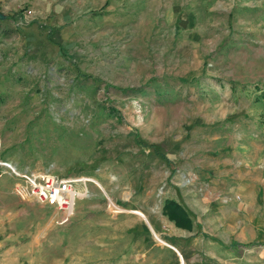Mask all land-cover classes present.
Wrapping results in <instances>:
<instances>
[{
    "label": "rangeland",
    "instance_id": "rangeland-1",
    "mask_svg": "<svg viewBox=\"0 0 264 264\" xmlns=\"http://www.w3.org/2000/svg\"><path fill=\"white\" fill-rule=\"evenodd\" d=\"M0 160L92 179L60 223L0 165V264H264V0H0Z\"/></svg>",
    "mask_w": 264,
    "mask_h": 264
},
{
    "label": "built area",
    "instance_id": "built-area-1",
    "mask_svg": "<svg viewBox=\"0 0 264 264\" xmlns=\"http://www.w3.org/2000/svg\"><path fill=\"white\" fill-rule=\"evenodd\" d=\"M0 165L5 168L4 173L15 178L12 189L20 199H31L57 210L61 214L60 223L68 222L74 215L76 202L86 195V183L92 180L48 171H21L1 160Z\"/></svg>",
    "mask_w": 264,
    "mask_h": 264
},
{
    "label": "crops",
    "instance_id": "crops-1",
    "mask_svg": "<svg viewBox=\"0 0 264 264\" xmlns=\"http://www.w3.org/2000/svg\"><path fill=\"white\" fill-rule=\"evenodd\" d=\"M97 184H99V183H97ZM165 198H167V196ZM169 198H172V199L176 200L177 202H179L188 211V213L190 214L191 220H192L191 228L178 227L172 221L168 220L167 217L162 215V213H161L162 204L160 205V208H159V215L152 214L150 216L153 220V223L155 224V228H156L158 234L160 236L163 235L164 237L166 235L169 236L167 239L168 243L166 242L165 245L168 246L171 250L174 249L176 252L178 251L183 258L185 255H189V253L187 251V247L183 243L186 242L188 240V238L194 237L197 234V232L200 231L201 229H202V231H205L206 229L202 225L199 217L196 215V211H192L184 205V203H187L186 201H184V202L180 201V199L178 198L177 195H176V197H169ZM129 212H132L131 214L135 213L133 211H129ZM135 214H134V217L136 219H138V216ZM232 243H234V242L231 241V244ZM183 260H184V258H183ZM184 263H185V261H184Z\"/></svg>",
    "mask_w": 264,
    "mask_h": 264
},
{
    "label": "trees",
    "instance_id": "trees-1",
    "mask_svg": "<svg viewBox=\"0 0 264 264\" xmlns=\"http://www.w3.org/2000/svg\"><path fill=\"white\" fill-rule=\"evenodd\" d=\"M232 88H236V84L230 82ZM112 87L111 85H107V88ZM116 89H120L114 87ZM121 91H125L127 89H120ZM132 90V88H130ZM112 113H118L115 108L108 109ZM162 215L166 216L168 220L172 221L176 226L182 228H191L192 220L188 211L181 205L179 202L172 198H165L162 202L161 208Z\"/></svg>",
    "mask_w": 264,
    "mask_h": 264
},
{
    "label": "water",
    "instance_id": "water-1",
    "mask_svg": "<svg viewBox=\"0 0 264 264\" xmlns=\"http://www.w3.org/2000/svg\"><path fill=\"white\" fill-rule=\"evenodd\" d=\"M153 235H154V237H155L156 239H159L160 241H162V240L160 239V237H158L154 232H153ZM162 242H164V241H162ZM164 243H166V242H164ZM180 257H181V255H180Z\"/></svg>",
    "mask_w": 264,
    "mask_h": 264
},
{
    "label": "bare ground",
    "instance_id": "bare-ground-1",
    "mask_svg": "<svg viewBox=\"0 0 264 264\" xmlns=\"http://www.w3.org/2000/svg\"><path fill=\"white\" fill-rule=\"evenodd\" d=\"M94 181H95V180H94ZM94 181H93V182H94ZM95 182H96V181H95ZM136 213H137V212H136ZM142 216H143V215H142Z\"/></svg>",
    "mask_w": 264,
    "mask_h": 264
}]
</instances>
